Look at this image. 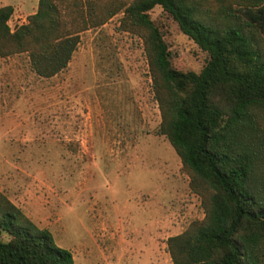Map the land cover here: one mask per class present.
<instances>
[{
    "label": "rangeland",
    "instance_id": "obj_1",
    "mask_svg": "<svg viewBox=\"0 0 264 264\" xmlns=\"http://www.w3.org/2000/svg\"><path fill=\"white\" fill-rule=\"evenodd\" d=\"M0 1L16 6L12 28L35 4ZM150 13L174 65L199 71L206 51L159 5ZM121 15L82 30L54 75H38L27 52L0 56V190L75 264H171L167 237L204 211L158 132L143 42L118 27Z\"/></svg>",
    "mask_w": 264,
    "mask_h": 264
},
{
    "label": "trees",
    "instance_id": "obj_2",
    "mask_svg": "<svg viewBox=\"0 0 264 264\" xmlns=\"http://www.w3.org/2000/svg\"><path fill=\"white\" fill-rule=\"evenodd\" d=\"M156 5L206 51L199 71L174 65ZM13 9L0 5V56L27 52L41 76L67 66L82 30L122 12L118 27L143 42L158 132L204 211L167 237L171 264H264V0H38L12 28ZM0 264L75 260L0 190Z\"/></svg>",
    "mask_w": 264,
    "mask_h": 264
},
{
    "label": "crops",
    "instance_id": "obj_3",
    "mask_svg": "<svg viewBox=\"0 0 264 264\" xmlns=\"http://www.w3.org/2000/svg\"><path fill=\"white\" fill-rule=\"evenodd\" d=\"M35 1V4H34V9L32 10V12L33 11H35V9H36V7H37V2H38V0H34ZM3 4H5V3H3V2H1L0 1V5H3ZM12 5H13V7H14V9H13V12H12V15H13V13L16 11V6L13 4V3H11ZM29 13V12H28ZM11 17V16H10ZM16 18V17H15ZM9 21H10V18H9ZM8 21V22H9Z\"/></svg>",
    "mask_w": 264,
    "mask_h": 264
}]
</instances>
